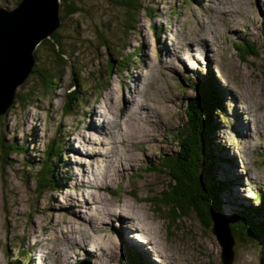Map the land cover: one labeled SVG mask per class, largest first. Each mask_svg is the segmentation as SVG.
I'll return each instance as SVG.
<instances>
[{"label":"rangeland","instance_id":"rangeland-1","mask_svg":"<svg viewBox=\"0 0 264 264\" xmlns=\"http://www.w3.org/2000/svg\"><path fill=\"white\" fill-rule=\"evenodd\" d=\"M20 1L0 0V7L13 9ZM73 1L81 11L57 31L67 52L80 49L73 65L84 99L66 115L72 69L63 70L55 92V86L44 90L41 76L31 74L17 90L27 103L16 98L0 122V264H128L132 251L144 264H223L221 248L194 213L172 219L168 228V209L159 211L151 199L160 201L170 180L145 169L160 153H177L173 136L182 129L183 104L195 97L198 83L212 81L223 109L213 121L210 150L218 161V181L232 183L221 195L223 213L232 220L262 206L264 0H143L146 10L128 33L125 12L116 3L121 0ZM245 41L257 45L259 56L237 51L235 45ZM108 46L115 56H135L110 77ZM47 48L41 44L36 52V68L45 72L52 66ZM133 117L146 128L145 136L132 133ZM3 140L28 150L9 154L4 163ZM54 142L61 154L53 178L59 188L41 194L33 177ZM129 154L133 161L118 167ZM105 172L107 185L99 181ZM122 205L137 218L130 226L143 221L132 231L144 242L114 240L120 229L110 218ZM234 251L233 264H264V244L235 242Z\"/></svg>","mask_w":264,"mask_h":264},{"label":"trees","instance_id":"trees-1","mask_svg":"<svg viewBox=\"0 0 264 264\" xmlns=\"http://www.w3.org/2000/svg\"><path fill=\"white\" fill-rule=\"evenodd\" d=\"M69 1L62 0L61 3L62 23L67 18L81 11V7L76 5V2ZM116 3L125 12L124 28L126 33L136 30L140 22L139 16L146 10L143 0H121ZM262 25L264 27V19ZM159 33L160 31L155 29L154 34L157 36ZM104 43L105 46L108 44L106 41ZM43 44L48 46L47 50L51 53L49 56L52 59V66L47 72L40 71L35 67L32 74L41 76L44 90L55 86L53 88L55 92L61 81L63 70L72 69L71 102L65 111L66 115H70L74 111L73 106L80 99H84L86 94L80 87L78 74L73 65V56L80 49L67 52L64 38L58 31L45 40ZM235 47L244 57L259 56L257 45L254 42L245 41L235 45ZM107 50L110 56L107 72L109 77L113 72L115 74L116 70L128 68L132 59L135 58L132 54L115 56L110 52L109 46ZM97 84L99 85L101 82ZM106 88L104 87V90ZM194 90L196 93L195 97L186 101L182 107L184 116L182 129L178 130L173 136L178 146L177 153H160L159 161L156 164L148 165L145 169L149 172H163L168 175L170 180L167 185L168 191H164L162 199L160 201L151 199V202H156L159 206V211H161L162 207L168 209L167 219L170 220L168 221L170 223L168 228H172V219L178 220L180 217L191 215V213L195 214L204 227L209 228L212 217L219 215L229 223L235 242L252 243L257 246L258 244H264V194L262 192H258V199L261 201L262 206L249 209L247 212H238L233 216L232 220H229L226 214L223 213L225 203L222 201L221 195L230 190L229 185L232 183L218 181L216 177L219 171L218 161H215V154L210 150V145L212 146L213 142L212 134L215 132L213 121L223 109L221 98L218 94L217 86L212 81L204 80L198 83ZM16 98L19 99L18 102L23 104L28 101L26 97H21L19 93H17ZM13 106L14 103L11 108ZM2 119L3 116L0 117V122ZM1 146L4 163H6L9 154L20 151L26 153L28 150L25 146L19 147L16 141L6 143L3 140L1 141ZM63 149L64 147H62ZM60 157L61 154L57 151V144L54 142L49 145L44 157V164L33 177L36 184V192L43 194L47 190L53 191L59 188L58 180L56 182L53 178L58 169ZM127 262L128 264H144V258L139 253L132 251ZM12 264H20V262Z\"/></svg>","mask_w":264,"mask_h":264},{"label":"water","instance_id":"water-1","mask_svg":"<svg viewBox=\"0 0 264 264\" xmlns=\"http://www.w3.org/2000/svg\"><path fill=\"white\" fill-rule=\"evenodd\" d=\"M61 3L21 0L13 9L0 7V117L11 108L17 90L33 73L38 47L61 27ZM216 218L214 215L210 227H205L211 233L209 240L221 248L222 263L233 264L235 240L231 228Z\"/></svg>","mask_w":264,"mask_h":264},{"label":"bare ground","instance_id":"bare-ground-1","mask_svg":"<svg viewBox=\"0 0 264 264\" xmlns=\"http://www.w3.org/2000/svg\"><path fill=\"white\" fill-rule=\"evenodd\" d=\"M135 109H137V108H135ZM131 120L130 121H133L132 123H131V125H130V127H131V129H132V133L133 134H137L136 136L137 137H143V136H145V134L143 135L142 133H144L145 131H146V128L145 127H143V125H141L140 123H142V122H140L139 121V117H133V118H130ZM102 121H104V124L106 123V121L103 119ZM139 123V124H138ZM97 126V125H96ZM129 127V126H128ZM135 136V135H134ZM120 138V137H119ZM122 138V137H121ZM145 138V137H144ZM121 140V139H120ZM79 141V140H78ZM107 141V140H106ZM116 141V140H115ZM130 141V140H129ZM119 142V141H118ZM113 143V142H112ZM120 143V142H119ZM124 143V142H123ZM127 143V142H126ZM104 144V143H103ZM116 144V143H115ZM68 146V145H67ZM113 146V145H112ZM87 147V146H86ZM88 147H90V146H88ZM94 147V146H93ZM107 147V146H106ZM105 147V148H106ZM117 147V146H116ZM104 148V149H105ZM115 148V147H114ZM85 149V148H84ZM108 149V148H107ZM118 149V147L116 148V150ZM120 149V148H119ZM86 150V149H85ZM93 150V149H92ZM110 150V149H109ZM94 151V150H93ZM102 151V150H101ZM115 151V150H114ZM119 151V150H118ZM92 152V151H91ZM95 152V151H94ZM110 152V151H109ZM113 152V151H112ZM106 153V152H105ZM111 153V152H110ZM120 153V152H119ZM119 153H117V154H119ZM91 156V155H90ZM120 156V155H119ZM122 156H124V155H122ZM128 157L127 158H125V157H122V158H120V157H118V158H120L119 159V161H118V167H122V166H125L126 165V161L128 160V161H130V162H132L133 161V155L132 154H129V155H127ZM135 157V156H134ZM98 158V157H97ZM117 158V157H116ZM106 159V158H105ZM89 161V160H88ZM105 161V160H104ZM103 161V162H104ZM107 162H109V161H107ZM82 163H84V162H82ZM90 163V162H89ZM101 163H102V161H101ZM112 163V162H111ZM95 164V163H94ZM96 165V164H95ZM129 165V164H128ZM126 167V166H125ZM113 168V167H112ZM102 170V169H101ZM103 170H105V169H103ZM108 170V169H107ZM92 171V170H91ZM112 171V170H111ZM114 171V170H113ZM115 172V171H114ZM100 174V173H99ZM115 174V173H114ZM113 174V175H114ZM96 175V174H95ZM100 176V175H99ZM109 173H107V172H105L103 175H102V177H101V179L102 180H99V181H101V183L102 184H104V185H107V181L109 180L108 178H109ZM91 177V176H90ZM117 177V176H116ZM98 178V177H97ZM112 178H114V177H112ZM109 182V181H108ZM115 182V181H114ZM100 183V182H99ZM100 183V184H101ZM99 189V188H98ZM139 199V198H138ZM152 208V207H151ZM155 210H157L156 208L154 209V211ZM117 219V221H118V228L120 229V233H119V235H118V237H116L117 235H115L114 237V240H117L118 241V239H116V238H120L121 239V237L123 236L126 240H129V241H127V244L129 245V244H131V245H134L131 241H133V242H136V243H139V242H141V241H143V238H142V236H138V235H135V233L132 231L133 229V227L132 226H134V229H141V224L143 223V221H140V223L138 224L137 223V225H132V226H130V224H131V222H130V224H129V221H134V217L132 216V213L129 211V209H126L123 205L121 206V207H119L118 206V208H117V211H116V213H114L112 216H111V218H110V221L111 222H113V221H115ZM137 219V218H136ZM135 219V220H136ZM100 221L101 222H103L104 221V219H100ZM120 221H124V223L125 224H121L120 223ZM126 221H128V222H126ZM137 221V220H136ZM144 229V228H143ZM152 229H150L149 231H151ZM90 233V232H89ZM62 234L63 235H66V234H68L67 232H63L62 231ZM65 237V236H64ZM89 235H86L85 236V239H89ZM128 238V239H127ZM142 238V239H141ZM151 238V237H150ZM90 239H91V237H90ZM131 239V240H130ZM139 239V240H138ZM137 240V241H136ZM145 241V240H144ZM143 241V242H144ZM157 242V241H156ZM82 243H83V241H81V242H78L77 244H78V246H81L82 245ZM155 243V242H154ZM118 244H119V241H118ZM152 246V248H153V251L155 250L156 252H160L159 250L157 251L156 249H158L159 247L158 246H155V248L153 247V245H151ZM147 249V251H149V252H151L152 254H153V251L151 250V248H149V247H146ZM161 249V248H160ZM154 255V254H153ZM162 257H163V260H164V258L165 259H167L165 256H163L162 255Z\"/></svg>","mask_w":264,"mask_h":264}]
</instances>
